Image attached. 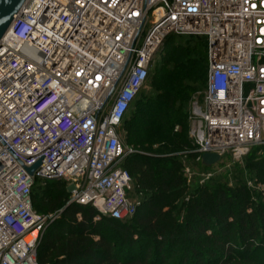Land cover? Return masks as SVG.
Returning <instances> with one entry per match:
<instances>
[{"label": "built area", "instance_id": "built-area-1", "mask_svg": "<svg viewBox=\"0 0 264 264\" xmlns=\"http://www.w3.org/2000/svg\"><path fill=\"white\" fill-rule=\"evenodd\" d=\"M169 36L207 43L197 161L264 145V0H27L0 41V264H39L56 215L33 210L35 182H64L95 221L134 215L117 130Z\"/></svg>", "mask_w": 264, "mask_h": 264}, {"label": "trees", "instance_id": "trees-1", "mask_svg": "<svg viewBox=\"0 0 264 264\" xmlns=\"http://www.w3.org/2000/svg\"><path fill=\"white\" fill-rule=\"evenodd\" d=\"M207 62L204 38L173 45L146 82L157 96L140 91L121 124L133 148L122 168L142 197L131 218L95 221L94 208L67 205L64 182H35L33 210L56 215L37 247L39 264H264V145L243 160L259 190L211 183L190 191L178 159L192 149L184 105L205 88Z\"/></svg>", "mask_w": 264, "mask_h": 264}, {"label": "rangeland", "instance_id": "rangeland-1", "mask_svg": "<svg viewBox=\"0 0 264 264\" xmlns=\"http://www.w3.org/2000/svg\"><path fill=\"white\" fill-rule=\"evenodd\" d=\"M149 18L151 19L152 16L150 15ZM188 38H189L188 36L177 37L172 45H168L164 49L159 51L156 54L153 62L151 63L150 66L151 74L156 70V68H158V66L161 63V60L170 51L173 45L183 44L187 42ZM140 95L141 97L155 98L157 96V92L150 86V82H149L146 83L144 88L141 90ZM203 98H204V87L200 86L198 87V91L192 97H190L188 100L185 101V105H184V109L187 112L186 135H187V140L190 143L192 149L187 150L183 153H179L178 159L182 164L183 174L187 178L188 185L190 186L189 190L192 191L199 186H203L205 184H211V183H219L231 188L236 187L238 184H242L247 186L248 188L259 190L262 187L256 182L255 173L246 165V162L243 161L244 158L237 161L231 158L230 152H228L222 156L218 164L213 165L211 167H204L200 162L197 161V157L194 156L195 153H194L193 143L189 138V131L192 126V120H191L192 108L195 104H198L201 110H204L205 105L203 102ZM132 111H133V107L128 112L127 117L130 116ZM177 130H179L178 126L175 127V131ZM117 132L120 137V142L123 148L125 150L133 151V148L125 142L126 132L122 130L121 126L117 130ZM254 148L255 147H251L249 151L251 152V150H255ZM126 197L127 200H129L132 203L138 202L142 198L140 195H138L135 192L133 187L131 190H128L126 192ZM50 215H45V216L48 217Z\"/></svg>", "mask_w": 264, "mask_h": 264}, {"label": "water", "instance_id": "water-1", "mask_svg": "<svg viewBox=\"0 0 264 264\" xmlns=\"http://www.w3.org/2000/svg\"><path fill=\"white\" fill-rule=\"evenodd\" d=\"M27 0H5L0 6V41L7 33L8 29L14 22V18L20 15V11ZM220 162V157L215 154H203L201 156V164L204 167H211ZM40 162L27 170L29 175H32L39 167Z\"/></svg>", "mask_w": 264, "mask_h": 264}, {"label": "snow or ice", "instance_id": "snow-or-ice-1", "mask_svg": "<svg viewBox=\"0 0 264 264\" xmlns=\"http://www.w3.org/2000/svg\"><path fill=\"white\" fill-rule=\"evenodd\" d=\"M5 0H0V6L4 4Z\"/></svg>", "mask_w": 264, "mask_h": 264}]
</instances>
